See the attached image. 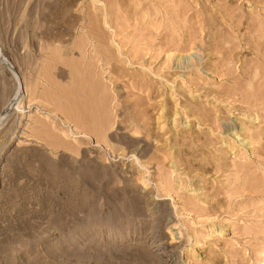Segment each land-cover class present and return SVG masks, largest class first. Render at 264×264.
<instances>
[{"label": "rangeland", "instance_id": "rangeland-1", "mask_svg": "<svg viewBox=\"0 0 264 264\" xmlns=\"http://www.w3.org/2000/svg\"><path fill=\"white\" fill-rule=\"evenodd\" d=\"M262 260L264 0H0V264Z\"/></svg>", "mask_w": 264, "mask_h": 264}, {"label": "bare ground", "instance_id": "bare-ground-1", "mask_svg": "<svg viewBox=\"0 0 264 264\" xmlns=\"http://www.w3.org/2000/svg\"><path fill=\"white\" fill-rule=\"evenodd\" d=\"M77 48H78V47H77ZM68 49H69V48H68ZM74 51H75V50H74ZM63 55H64V54H63ZM67 55H68V54H67ZM66 57H67V56H66ZM50 77H51V76H50ZM78 106H79V105H78ZM80 109H81V107H80ZM86 109H87V108H86ZM72 112L74 113L75 111L73 110ZM74 114H76V113H74ZM74 114H73V116H75ZM74 118H75V117H74ZM71 120H72V118H71ZM71 122H72V121H71ZM74 122H75V121L73 120V123H74ZM67 123H70V122L67 121ZM69 125H70V124H69ZM69 125H68V126H69ZM76 126H77V124H76ZM70 127H72V126H70ZM79 130H80V129H79ZM77 134H80V135L83 136V134H82L81 132H77ZM85 135H86V134H85ZM75 136H76V135H75ZM261 264H264V260H262V263H261Z\"/></svg>", "mask_w": 264, "mask_h": 264}]
</instances>
